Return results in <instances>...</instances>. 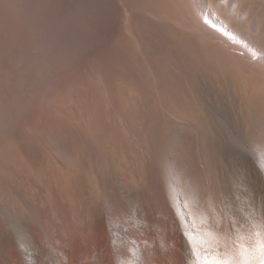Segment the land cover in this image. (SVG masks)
Wrapping results in <instances>:
<instances>
[{
	"label": "rangeland",
	"instance_id": "1",
	"mask_svg": "<svg viewBox=\"0 0 264 264\" xmlns=\"http://www.w3.org/2000/svg\"><path fill=\"white\" fill-rule=\"evenodd\" d=\"M194 2L201 18L238 46L220 45L228 59L215 71L192 63L185 70V61H171L197 112L210 114L195 124L206 144L217 121L222 127L236 124L238 110L264 118V23L258 20L264 0H251L250 6L242 0ZM81 58L88 62L81 56L40 78L1 134L0 264H60L62 233L80 248L79 254L66 253L64 264L77 262L76 256L85 262L103 243L119 248L146 230L170 228L171 208L184 205L171 172L180 164L185 177L186 152L171 148L190 129L183 114L167 108L132 113L136 95L128 91L127 105L104 94ZM141 73L142 80L150 78L147 70ZM229 99L232 108L226 110Z\"/></svg>",
	"mask_w": 264,
	"mask_h": 264
},
{
	"label": "bare ground",
	"instance_id": "2",
	"mask_svg": "<svg viewBox=\"0 0 264 264\" xmlns=\"http://www.w3.org/2000/svg\"><path fill=\"white\" fill-rule=\"evenodd\" d=\"M194 1L0 0V138L39 79L67 69L81 56L88 58V69L104 94L125 103L129 90L136 95L138 103L129 104L132 113L147 110L153 114L167 108L183 114L190 127L171 146L186 152L185 177L180 164L171 171L184 199L180 198L182 208H171V227L140 231L138 238L119 248L103 243L88 256L85 253V262L70 256L73 251L79 254L80 248L65 241L62 233L60 264L68 252L76 258L73 264L264 262V118L257 112L238 110L236 124L222 127L217 121L215 135L204 144L195 124L210 114L197 112L194 98L171 67V61L180 59L186 62L185 70L192 63L215 71L228 59L221 46L238 47L201 18ZM260 14L258 20L264 23ZM143 70L150 78L141 79ZM150 90L155 94L152 97ZM232 101L225 102L226 110L232 108ZM96 216L101 219L102 211L97 210Z\"/></svg>",
	"mask_w": 264,
	"mask_h": 264
},
{
	"label": "snow or ice",
	"instance_id": "3",
	"mask_svg": "<svg viewBox=\"0 0 264 264\" xmlns=\"http://www.w3.org/2000/svg\"><path fill=\"white\" fill-rule=\"evenodd\" d=\"M262 247H264V245H262ZM262 264H264V262H262Z\"/></svg>",
	"mask_w": 264,
	"mask_h": 264
}]
</instances>
